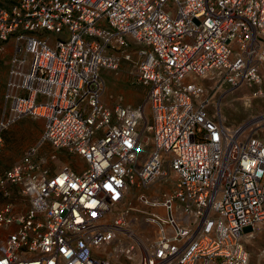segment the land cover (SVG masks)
<instances>
[{"label": "built area", "instance_id": "2783aa9c", "mask_svg": "<svg viewBox=\"0 0 264 264\" xmlns=\"http://www.w3.org/2000/svg\"><path fill=\"white\" fill-rule=\"evenodd\" d=\"M10 43L0 145L26 117L44 127L0 175V264H252L264 141L212 111L197 79L262 82L264 0H0V53ZM122 61L145 106L103 103L101 73ZM157 183L174 190L153 199ZM133 187L158 228L138 242Z\"/></svg>", "mask_w": 264, "mask_h": 264}, {"label": "rangeland", "instance_id": "374dc122", "mask_svg": "<svg viewBox=\"0 0 264 264\" xmlns=\"http://www.w3.org/2000/svg\"><path fill=\"white\" fill-rule=\"evenodd\" d=\"M51 37L53 41L60 38L58 35H51ZM13 54L14 48L12 43L8 44L5 51L0 53V71L6 70L7 76L9 68L8 62ZM262 72L264 74V66ZM135 74L133 64L127 61H122L116 69L106 68L102 71L101 76L105 83L102 100L108 108L113 109L119 106L139 107L146 105L148 88L137 82ZM197 82L204 85L206 88V99L211 102L210 108L212 111H215L216 108L219 109L223 119L226 120L228 125H245L254 135L264 141V120L262 119L264 117V77L259 84L244 85L236 89L228 85H222L221 83L215 84V82H209L203 79H197ZM2 111L3 100L0 104V118ZM146 111L148 115L151 114L149 106H146ZM19 122H22V125H29L31 127L40 124L41 137L44 127L43 120H35L26 117ZM8 130L2 134L3 143L0 145V170L3 168L2 164L13 160L15 154L20 155V161L24 152L28 149L27 147L21 150V144L25 141L23 138L20 139L14 136L6 139L5 135ZM146 137L147 135H143L142 141L144 151L141 162L144 161L148 155L149 144L148 141H146ZM43 151L41 152V156L54 152L49 146L43 148ZM68 160H70L68 154L59 152L57 162H54L49 168L57 171L63 168V165ZM157 185L160 186L159 189ZM157 185H155L153 187L154 190L150 192V196L153 199H162L164 193H170L174 190L173 186H163L160 183H157ZM143 192L146 191L138 187H133L130 190L128 205H131L133 209L129 214L128 220L139 218L140 222L144 224L140 227L141 232L151 234L154 238L157 236L158 228L155 225L149 226L144 223L143 219L146 216L143 212H148L149 210L143 205H140L137 201L138 195ZM255 235L257 239L252 241L248 246L252 253V264H264V229H258Z\"/></svg>", "mask_w": 264, "mask_h": 264}, {"label": "crops", "instance_id": "0c3cea01", "mask_svg": "<svg viewBox=\"0 0 264 264\" xmlns=\"http://www.w3.org/2000/svg\"><path fill=\"white\" fill-rule=\"evenodd\" d=\"M1 59V58H0ZM7 82V72L0 71V104L3 100L5 86ZM31 127L29 125H22V122H18L14 126H12L8 132L6 133V139L12 138V137H19L20 139H24L25 141L21 144V150L26 149L27 147H31L39 141L40 138V128L39 125ZM20 150V151H21ZM15 157L10 162H6L2 164V169L0 170V175H2L6 170H9L11 167H13L15 164L19 162L20 155L15 154ZM7 199L4 197L3 193L0 192V208L7 203Z\"/></svg>", "mask_w": 264, "mask_h": 264}, {"label": "bare ground", "instance_id": "6f19581e", "mask_svg": "<svg viewBox=\"0 0 264 264\" xmlns=\"http://www.w3.org/2000/svg\"><path fill=\"white\" fill-rule=\"evenodd\" d=\"M262 119L264 120V117H263ZM157 187H158V189H159L160 186L157 185ZM153 190H154V189L151 187V188H150V191H153ZM159 213L162 215V217H167L166 212H161V211H159ZM141 225H144L143 222H142V223H141V222H138V223H136V225H135V227H134V228H135V229H134L135 232H133V233H134V235H135V238H136L135 241H136V242H138L139 240L142 241V239H143V238L140 236V234H141V230H140ZM125 230H126V231H129L127 228H125ZM125 230H124V229L121 230V232H122L123 235H126V234H124V233H126ZM138 231L140 232V234H136V232H138ZM256 231H257V230H255V231H253V232H251V233L255 236ZM137 246H138V245H137ZM106 254H107L109 257H110V256H116V253H113V252H111V251L109 252V250H106ZM134 259L136 260V257H135Z\"/></svg>", "mask_w": 264, "mask_h": 264}]
</instances>
